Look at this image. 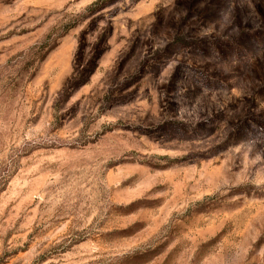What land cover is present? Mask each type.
I'll use <instances>...</instances> for the list:
<instances>
[{"label":"rangeland","instance_id":"374dc122","mask_svg":"<svg viewBox=\"0 0 264 264\" xmlns=\"http://www.w3.org/2000/svg\"><path fill=\"white\" fill-rule=\"evenodd\" d=\"M0 264H264V0H0Z\"/></svg>","mask_w":264,"mask_h":264}]
</instances>
